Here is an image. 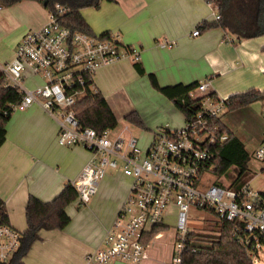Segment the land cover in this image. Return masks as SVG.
Segmentation results:
<instances>
[{"label":"built area","instance_id":"2783aa9c","mask_svg":"<svg viewBox=\"0 0 264 264\" xmlns=\"http://www.w3.org/2000/svg\"><path fill=\"white\" fill-rule=\"evenodd\" d=\"M1 8V7H0ZM68 8L55 4L39 28L26 33L15 48L13 58L0 65L2 87L17 90L19 102L11 110L39 106L57 123L56 140L62 147L80 146L90 153V159L78 177L70 184L77 201L86 205L96 194L107 170L116 169L131 179L128 193L111 225L105 230L101 245L85 254L80 264L152 263L146 238L155 226H163L173 205L175 219L174 246L169 264H183V255L196 252L189 242L190 211H213L215 216L231 225L230 236L241 248L250 264L264 249V184L254 189L244 183L231 189L220 182L205 185L201 177L214 173V148L228 139L217 120L227 111L228 101L210 90V80L198 82L189 92L200 99L201 107L179 128H158L144 150L138 139L112 131L98 134L83 127L76 118L81 96L96 93L95 72L119 60L136 63L137 48L123 46L117 34L90 35L64 26L61 19ZM215 20L219 15L215 13ZM191 36H198L195 28ZM227 42L233 40L226 38ZM161 48L173 43L157 41ZM28 76L40 78L41 84L26 85ZM264 116V108L261 110ZM251 161L260 166L264 176V139L251 153ZM215 174V173H214ZM21 233L0 217V263H8L20 247Z\"/></svg>","mask_w":264,"mask_h":264},{"label":"crops","instance_id":"0c3cea01","mask_svg":"<svg viewBox=\"0 0 264 264\" xmlns=\"http://www.w3.org/2000/svg\"><path fill=\"white\" fill-rule=\"evenodd\" d=\"M23 2L38 11V27L44 24L47 10H40L37 2L19 3ZM1 8L0 14L7 16L10 10L4 12ZM80 13L99 35L117 34L123 46L139 50L136 65L123 59L101 67L95 72L93 83L117 124L119 117L124 120L131 111L139 115L143 127L124 121L141 134L150 135L146 146L158 128H179L185 123L177 107L152 87L148 74H153L161 87L187 85L207 78L210 90L226 98L261 88L264 83V35L238 39L219 28L190 35L202 21L214 20L216 9L205 0H103L99 8H85ZM23 34L15 38V44ZM161 39L173 46L159 47L157 41ZM41 83L40 78L26 79L27 86ZM124 128L127 130L123 134H139L133 135ZM56 132L55 118L37 105L16 110L6 125L5 141L0 146V200L6 223L21 234L27 228L28 197L53 199L78 177L90 159V153L80 146H59ZM130 185L131 179L122 172L107 170L90 201L86 205L75 201L66 207L68 225L62 230L40 231L39 240L31 245L21 264L82 263L85 254L101 245Z\"/></svg>","mask_w":264,"mask_h":264},{"label":"trees","instance_id":"16d2710c","mask_svg":"<svg viewBox=\"0 0 264 264\" xmlns=\"http://www.w3.org/2000/svg\"><path fill=\"white\" fill-rule=\"evenodd\" d=\"M22 1H34L41 5L46 1L44 8L47 12L55 4L65 6L68 8V12L61 19L62 24L73 30L92 35L93 33L80 11L85 8L97 9L103 0H0V7H8ZM205 2L216 9L219 19L205 20L199 23L196 26L199 33L219 28L225 34L234 35L238 39H251L264 35V0H205ZM105 35L107 33L102 36ZM139 73L144 74L142 70H139ZM147 77L152 87L177 107L185 121L200 109L201 100L188 96L189 92L196 89L197 81L187 85L176 84L161 87L153 74H148ZM20 99L21 95L17 90L2 87L0 75V146L5 141L6 125L13 112L10 104L17 103ZM226 100L229 106L225 113L246 108L254 103H260L262 110L264 108V89L252 88L230 95ZM76 118L81 126L93 128L98 134L108 130L113 131L117 127L116 117L98 91L86 96L78 103ZM222 119L221 116L217 122L221 130L228 134V139L213 149L215 153L213 164L216 166L214 173L225 176L230 169L233 170L236 177L230 180L227 186L236 189L245 183L244 175L251 161V154L245 150L243 143L227 128ZM124 120L131 125L143 127L140 117L135 111L127 113ZM75 201H77V194L70 184H66L61 192L49 201H41L34 196H29L25 207L27 228L21 234L20 247L8 263L0 264H21L31 245L39 240L40 231L65 228L70 221L65 209ZM205 213L208 215L206 222L211 224L213 220L209 217L214 218L216 228L208 227L202 233H189V242H192L198 250L196 252L187 251L183 255V264H250L244 252L230 236L231 225L219 220L211 210H207ZM0 217L1 222H7L1 200ZM163 228L165 227H153L145 239L146 242L153 239Z\"/></svg>","mask_w":264,"mask_h":264},{"label":"rangeland","instance_id":"374dc122","mask_svg":"<svg viewBox=\"0 0 264 264\" xmlns=\"http://www.w3.org/2000/svg\"><path fill=\"white\" fill-rule=\"evenodd\" d=\"M40 10H45V8L36 3ZM10 10L7 16H2L0 14V65L4 66L13 58L14 51L18 43L21 41L22 37L38 27L40 21V15L32 9V7L26 2L16 3L8 7H2L1 11ZM47 15V13H46ZM91 32L95 35H99V32H95L91 27H89ZM24 33L19 41L15 44V38ZM258 90L264 89V83L261 88H256ZM247 91V90H245ZM243 90V92H245ZM242 93V92H241ZM220 98L225 99L224 95H219ZM83 96L80 97L81 102ZM16 111H13L15 113ZM222 120L226 124L227 128L236 135L239 140L243 143L245 150L251 154L259 143L264 139V116L261 113L260 103H254L246 108L239 109L231 113H223ZM124 127H127L132 133H139L134 135V137L139 139V147L144 150L146 144L150 139V135L147 133L141 134L140 130L133 126L128 125L121 117L117 127L110 133V137H114L119 134ZM123 137H127L128 133L122 134ZM116 172H121V165L118 164ZM236 177V173L233 170H229L227 175L219 176L212 172H206L202 175L201 181L205 185H210L214 182H220L223 185H228L229 181ZM244 180L254 189H261L264 184V176L260 172V166L254 162L250 161L248 168L244 175ZM174 212L173 205L169 206V214L164 219L165 228L157 234L148 246V251L150 255L151 262L153 264H169L170 254L174 246V236H175V219L172 216ZM208 215L205 212H199L195 209L190 211V219L188 222V229L191 232L202 233L206 228L215 229L214 218L213 222L207 223ZM210 224V225H209ZM258 258L253 259L255 264H264V249L258 251Z\"/></svg>","mask_w":264,"mask_h":264},{"label":"water","instance_id":"95a60500","mask_svg":"<svg viewBox=\"0 0 264 264\" xmlns=\"http://www.w3.org/2000/svg\"><path fill=\"white\" fill-rule=\"evenodd\" d=\"M46 3H47V2H46V1H44V2H43V4H42V6H43V7H45V6H46Z\"/></svg>","mask_w":264,"mask_h":264}]
</instances>
